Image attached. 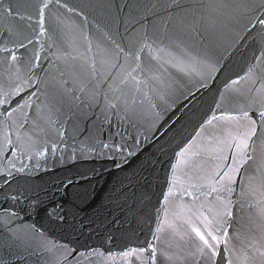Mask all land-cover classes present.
<instances>
[{"label": "water", "instance_id": "95a60500", "mask_svg": "<svg viewBox=\"0 0 264 264\" xmlns=\"http://www.w3.org/2000/svg\"><path fill=\"white\" fill-rule=\"evenodd\" d=\"M261 113L264 0H0V264H264Z\"/></svg>", "mask_w": 264, "mask_h": 264}, {"label": "snow or ice", "instance_id": "6c2138e0", "mask_svg": "<svg viewBox=\"0 0 264 264\" xmlns=\"http://www.w3.org/2000/svg\"><path fill=\"white\" fill-rule=\"evenodd\" d=\"M261 116H264V113H261ZM251 137H249L250 139ZM245 147H247V143L245 142ZM198 236H200V233H197ZM209 236H211L212 240H216L217 237L215 235H212L211 232L208 233ZM201 240L204 241L205 245H209V241L207 239H205L204 236H200Z\"/></svg>", "mask_w": 264, "mask_h": 264}]
</instances>
